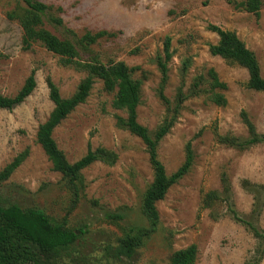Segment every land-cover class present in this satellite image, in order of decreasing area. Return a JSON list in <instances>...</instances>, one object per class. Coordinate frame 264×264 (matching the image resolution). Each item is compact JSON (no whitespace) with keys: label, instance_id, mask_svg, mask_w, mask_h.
Segmentation results:
<instances>
[{"label":"rangeland","instance_id":"rangeland-1","mask_svg":"<svg viewBox=\"0 0 264 264\" xmlns=\"http://www.w3.org/2000/svg\"><path fill=\"white\" fill-rule=\"evenodd\" d=\"M54 8L63 25L45 22L59 37L74 38L86 31H119L116 37L102 38L86 50L81 59L97 56L103 63L123 61L133 78L142 81L137 120L149 130L161 123L166 108L157 96L160 71L157 57H163V42L170 38L172 56L164 94L174 100L177 88L189 93L197 76L208 80L213 69L225 84L220 90L226 102L216 105L207 91L189 95L179 116L158 144L165 170L172 173L183 162L184 144L191 141L194 154L188 172L166 191L155 205L158 224L151 228L142 212L143 192L153 179L144 143L128 129L116 126L112 107L114 92L103 89L96 78L84 102L77 105L54 129L52 137L69 162L92 148L103 146L117 153L113 164L95 161L81 170L85 186L75 196L36 141L38 125L53 108L46 76L62 97L70 96L86 73L63 65L59 56L39 42L25 50L17 20L7 17L20 0H0V94L13 96L31 70L36 86L18 105L0 109V170L14 156L26 150L22 163L0 181V204L17 203L22 208L37 207L56 223L76 231L78 238L57 256L43 264H170L176 250L194 244V264H264V143L235 147L220 137H247L241 113L244 112L258 134L264 135V92L247 86L245 68L211 55L209 44L218 36L209 24L234 31L254 52L264 78V3L259 14L236 9L233 0H41ZM190 64L183 79L180 66ZM204 87L208 84L204 83ZM226 174L229 195L202 207V195L221 191ZM252 224L261 234L235 220ZM106 212L124 214L108 219ZM146 232L128 258L121 254L120 239L130 228Z\"/></svg>","mask_w":264,"mask_h":264},{"label":"trees","instance_id":"trees-1","mask_svg":"<svg viewBox=\"0 0 264 264\" xmlns=\"http://www.w3.org/2000/svg\"><path fill=\"white\" fill-rule=\"evenodd\" d=\"M16 8L7 12V17L17 20L21 29L22 48L28 50L32 44L39 42L48 51L59 56L63 65H70L86 73L80 80L75 91L68 97H62L58 87L46 76L45 82L48 88V96L53 103L46 120L38 125L36 141L40 144L55 171L61 173L69 188L75 196H79L85 186L81 170L95 161L113 164L117 160V153L103 146L92 148L88 144L86 153L74 162H69L63 151L57 146L52 137L53 129L80 103L84 102L96 78L102 82L103 89L114 92L112 107L123 110L125 116L114 113L116 126L128 129L141 139L145 145L148 159L153 170V179L146 187L142 196L141 209L146 216L151 228L158 224V211L155 203L162 199L167 189L176 183L190 169L194 154L191 141L184 144V159L175 171L168 174L158 154V144L169 133L175 124L182 109L184 100L190 95H196L201 91L208 92V98L216 105H224L226 99L221 89L225 84L219 80L216 72L211 68L207 70L208 80L205 82L202 76L194 78L189 86V93L183 91L182 84L177 88L174 100L171 101L164 94V87L168 79V61L172 56L170 38L163 42V57H157L156 64L160 71V80L157 86V96L166 108V115L155 129L149 130L137 120V106L140 103V87L142 81L132 77V72L137 67H130L125 62L113 61L103 63L97 56L81 59L79 49L86 50L90 45L97 43L102 38L116 37L119 31L98 30L86 31L74 38L59 37L45 27V22L54 25H63V20L57 15L60 7L54 8L41 0H20ZM236 9L259 14L264 0H233ZM208 29L218 36L215 44H209L208 51L211 55L233 62L246 69L248 73L247 86L254 90L264 92V78L260 72V66L252 50L232 30L223 29L217 25L209 24ZM3 57L0 52V60ZM190 64L189 58L181 61L180 74L184 78ZM35 71L31 70L22 86L13 96L0 94V109H11L20 104L35 88ZM208 86L204 87L203 84ZM243 122L248 131L247 137L228 138L220 137L228 144L245 148L248 145L262 142L264 135L256 132L254 125L244 112L241 113ZM27 151L18 153L0 170V181L6 180L25 159ZM221 191L208 190L202 195L201 206L211 207L220 198H226L229 194V181L225 173L221 178ZM236 221L250 228L253 234L261 237L262 234L250 223L244 221L232 211ZM108 219H122L121 212H106ZM81 230L76 231L63 224L53 222L40 208H22L17 203L7 206L0 204V264H43L46 257L57 256L61 250L66 249L78 238ZM139 227L129 229L125 237L120 239V253L130 258L136 247L141 242L144 233ZM197 249L194 244L176 250L170 257V264H194Z\"/></svg>","mask_w":264,"mask_h":264}]
</instances>
